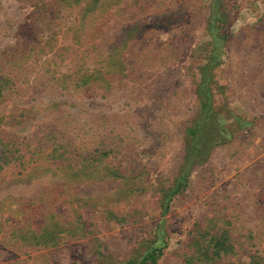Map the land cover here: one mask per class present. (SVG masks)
Wrapping results in <instances>:
<instances>
[{
    "label": "rangeland",
    "instance_id": "374dc122",
    "mask_svg": "<svg viewBox=\"0 0 264 264\" xmlns=\"http://www.w3.org/2000/svg\"><path fill=\"white\" fill-rule=\"evenodd\" d=\"M2 78L15 159L0 170V264H137L160 247L158 264H192L222 231L235 253L220 264L264 258V0H0ZM208 120L219 143L165 215L187 130ZM14 202L17 221L54 213L84 231L52 249L11 241Z\"/></svg>",
    "mask_w": 264,
    "mask_h": 264
},
{
    "label": "trees",
    "instance_id": "16d2710c",
    "mask_svg": "<svg viewBox=\"0 0 264 264\" xmlns=\"http://www.w3.org/2000/svg\"><path fill=\"white\" fill-rule=\"evenodd\" d=\"M72 1V0H71ZM89 4H86L83 9V14L93 12L94 9ZM78 31H73V39L78 43L80 42V38ZM216 52V51H215ZM5 79H0V101L4 99L7 93L10 92L11 88H9V83L6 82ZM207 103L203 105V108H206ZM237 124H239L242 120L241 118H236ZM246 123V121H244ZM3 132L0 130V170L3 169L6 165H8L11 160L15 159L14 156H9L8 153L10 147L15 146L14 142L8 141L5 138H2ZM191 141V150L190 155L188 157V161L186 166L184 167L182 173L177 179L172 192L168 195L169 200H167L166 206L164 208L163 214H167L169 211V203L171 197L181 193L184 188L187 186L188 175L190 169L196 161L199 162L207 156V152L209 151V145L214 143H219L217 136L213 135V123L205 121L203 123H197L194 127H190L187 130L186 135ZM222 136V135H221ZM10 151V152H9ZM54 152V151H53ZM56 152V151H55ZM58 152V151H57ZM113 151L110 152H102L101 158L105 159L108 157ZM70 152L63 151L59 152L57 156H54V168H48V171L56 174L57 171L64 170L66 162L69 158L67 156ZM81 158H83L82 163L84 162H92L97 163V158L94 156V153H89L88 155L82 154ZM90 158L92 161H90ZM83 174L80 170L77 171L78 176L89 177V174L96 173L97 170H93L92 167L82 168ZM79 173V174H78ZM81 173V174H80ZM58 174V173H57ZM111 177H118L119 174L113 172V174H109ZM120 176V175H119ZM18 205V208H11L12 215L15 216V222L13 223V227L9 232V239L14 242L21 243L23 245L34 247V248H43V249H52L56 246L60 245L62 241L68 237V235H81L84 231V225H79V227L74 226L71 230L67 228L70 224L64 223L62 218L54 213H48L45 215L44 224L40 226H35L31 221V218L27 220L17 221L18 217H20V212H23L21 209L22 206L20 203H15ZM27 212L29 208L24 207ZM71 227V226H70ZM3 231V230H0ZM206 243V247L200 248L197 252L196 256L192 258V264L196 263H204L205 264H220L223 261V258L226 256L235 253L234 246L232 245L231 238L228 233L222 231L221 233L217 232L212 235L211 238L204 237L203 244ZM165 247L155 248L151 251H148L144 254L141 260L137 264H158V261L162 258ZM191 261V260H190ZM191 263V262H190ZM238 264H264V258L251 256L249 261L246 263H238Z\"/></svg>",
    "mask_w": 264,
    "mask_h": 264
}]
</instances>
